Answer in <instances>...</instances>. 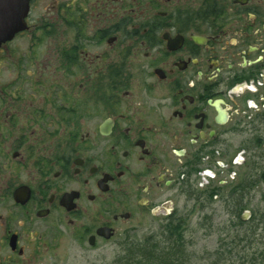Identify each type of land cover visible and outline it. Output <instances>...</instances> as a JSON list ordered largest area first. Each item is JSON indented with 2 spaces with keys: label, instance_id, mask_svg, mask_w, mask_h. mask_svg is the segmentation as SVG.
I'll return each instance as SVG.
<instances>
[{
  "label": "flooded vegetation",
  "instance_id": "flooded-vegetation-1",
  "mask_svg": "<svg viewBox=\"0 0 264 264\" xmlns=\"http://www.w3.org/2000/svg\"><path fill=\"white\" fill-rule=\"evenodd\" d=\"M252 168L264 0H28L0 46V264L142 257Z\"/></svg>",
  "mask_w": 264,
  "mask_h": 264
},
{
  "label": "rangeland",
  "instance_id": "rangeland-1",
  "mask_svg": "<svg viewBox=\"0 0 264 264\" xmlns=\"http://www.w3.org/2000/svg\"><path fill=\"white\" fill-rule=\"evenodd\" d=\"M255 170L252 168L249 174V187L242 196L243 201L240 199L241 195L239 200H233L231 203L226 200L211 201L205 206H201V204L193 216H188L189 212L182 206L180 207L175 220L176 223L184 220V223L182 225L177 223L179 226L173 227L175 230L181 229V236L183 235L185 257L187 258L184 264H242L243 258H246L244 264H247L250 254L256 250L257 246L253 244L250 247L249 242L236 238L238 234L245 233L243 229L238 228L237 224L244 210L252 212L250 220L264 213V184L258 182V172ZM241 231L242 233H240ZM139 234L142 238L152 235V232L148 230V224L141 227ZM162 236L156 235V239L150 242L148 248L151 249L152 244L157 245L159 250L168 246L169 237ZM232 244L235 248L238 245V248L232 250V255L228 253L220 260L218 257L221 254H226L230 249L229 246L232 248ZM258 246L261 248L262 244L259 243ZM103 263L127 264L120 262L115 256L105 257Z\"/></svg>",
  "mask_w": 264,
  "mask_h": 264
},
{
  "label": "trees",
  "instance_id": "trees-1",
  "mask_svg": "<svg viewBox=\"0 0 264 264\" xmlns=\"http://www.w3.org/2000/svg\"><path fill=\"white\" fill-rule=\"evenodd\" d=\"M237 225L238 228L243 229L245 233L243 235L238 234L236 238L240 241L249 242L250 247H252L253 244L257 246L256 250L250 254L247 264H264V213L246 222L239 218V223ZM169 233L176 234L178 238L170 237L168 239V246L160 250L159 247L154 244L151 245V249L146 248L147 246L142 247L144 252L142 257L136 256L133 260L127 258V264H184L187 258L185 257V242L183 240V235L181 236V231L178 230L170 229ZM240 233H242V231ZM259 243L262 244L261 248L258 246ZM229 247L230 249L226 254H221L218 257L220 260L226 257L228 253L232 255V250H236L238 245L236 248L233 247V244L232 248L231 246ZM245 259L246 258H243V260H241L243 262L242 264L245 263ZM123 261H125V259Z\"/></svg>",
  "mask_w": 264,
  "mask_h": 264
},
{
  "label": "water",
  "instance_id": "water-1",
  "mask_svg": "<svg viewBox=\"0 0 264 264\" xmlns=\"http://www.w3.org/2000/svg\"><path fill=\"white\" fill-rule=\"evenodd\" d=\"M28 10V0H0V46L20 30ZM251 212L245 210L241 220L250 219Z\"/></svg>",
  "mask_w": 264,
  "mask_h": 264
}]
</instances>
